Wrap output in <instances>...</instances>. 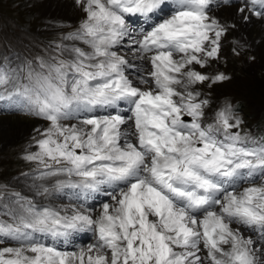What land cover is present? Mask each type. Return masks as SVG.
<instances>
[{"label": "snow or ice", "instance_id": "obj_1", "mask_svg": "<svg viewBox=\"0 0 264 264\" xmlns=\"http://www.w3.org/2000/svg\"><path fill=\"white\" fill-rule=\"evenodd\" d=\"M76 3L45 54L0 52V112L43 122L27 191L0 183V264H264V138L230 102L210 117L237 27L214 9L264 21V0Z\"/></svg>", "mask_w": 264, "mask_h": 264}, {"label": "rangeland", "instance_id": "obj_2", "mask_svg": "<svg viewBox=\"0 0 264 264\" xmlns=\"http://www.w3.org/2000/svg\"><path fill=\"white\" fill-rule=\"evenodd\" d=\"M40 11V4L33 3V0H0V52L7 50L28 56L43 55L50 44L59 42L64 35L75 31L83 19L71 14L65 21L51 22L53 26H50V21L43 20ZM246 32L252 40L248 41L234 29L229 31L228 39L223 42V59L212 71L226 72L231 80L212 90L210 117L214 116L215 110L230 102L242 120L239 129L241 135H251L259 140L264 138V21L249 26ZM5 45H8L7 49ZM233 48L240 54L235 55ZM40 124L43 122L21 112H0V183L27 191L20 174L30 171L34 166L26 163L22 156L33 135V128ZM71 191L66 189L68 195L57 198L55 203L66 205L72 202ZM94 202L89 200V203ZM93 240L90 232L73 233L66 247L73 250Z\"/></svg>", "mask_w": 264, "mask_h": 264}, {"label": "bare ground", "instance_id": "obj_3", "mask_svg": "<svg viewBox=\"0 0 264 264\" xmlns=\"http://www.w3.org/2000/svg\"><path fill=\"white\" fill-rule=\"evenodd\" d=\"M33 3H39L40 4V6H41L40 15H41L43 20L50 21L49 22L50 26H53L54 22H57L58 20H64L65 21V19L71 17L70 16L71 14L73 16H77V18H78V16H80L82 18L84 16L79 5L76 3V0H33ZM214 11L216 12L217 15L222 16L225 19L227 18L231 22H235V24L237 25V27L235 29L238 32H240L243 36H245L248 39V41L252 40L251 39L252 37L250 38V35L248 34V32H246L247 28L249 26L261 21L259 19L254 18V17L249 22L243 21L242 19H240L239 15L237 14L236 8L234 6L233 7H228V6L217 7L214 9ZM229 20H227V21H229ZM231 22H229V23H231ZM83 246H85V245H83Z\"/></svg>", "mask_w": 264, "mask_h": 264}]
</instances>
